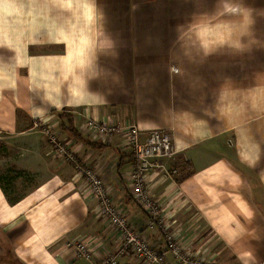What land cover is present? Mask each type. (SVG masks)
I'll return each mask as SVG.
<instances>
[{
    "label": "crops",
    "instance_id": "obj_1",
    "mask_svg": "<svg viewBox=\"0 0 264 264\" xmlns=\"http://www.w3.org/2000/svg\"><path fill=\"white\" fill-rule=\"evenodd\" d=\"M88 118L122 129L104 138ZM34 122L160 258L180 264L171 235L210 264H264V0H0V264H103L121 232ZM129 124L172 134L159 162L178 173L148 176L156 221L133 195Z\"/></svg>",
    "mask_w": 264,
    "mask_h": 264
},
{
    "label": "built area",
    "instance_id": "obj_2",
    "mask_svg": "<svg viewBox=\"0 0 264 264\" xmlns=\"http://www.w3.org/2000/svg\"><path fill=\"white\" fill-rule=\"evenodd\" d=\"M33 126L41 130L56 151L68 162L74 164L86 178L90 192L98 200L100 214L108 218L111 224L121 232L122 243L120 248L107 257L103 264H118L119 258L125 254L139 257L149 264H170L166 259L160 258L141 233L129 224L127 218L120 213L117 204L112 200L102 178L92 168L81 163L79 156L54 132L53 126H43L37 122H34ZM86 126L101 134L104 138L112 131L122 129L118 124L101 123L93 118H88ZM125 127L129 133L128 143L134 148L136 160L131 182L133 195L152 219L156 221L160 216V212L151 196L148 187V176L155 168H159L164 176H173L178 173L177 169H169L159 162L160 159L169 158L175 154L172 134L166 130H152L148 133L146 140L141 141L140 131L136 125L129 124ZM67 246H74L79 257L87 259L93 257V253L86 242L77 241L68 243ZM168 246L172 249L180 264H210L205 258L186 255L181 252L171 235L169 236Z\"/></svg>",
    "mask_w": 264,
    "mask_h": 264
},
{
    "label": "rangeland",
    "instance_id": "obj_3",
    "mask_svg": "<svg viewBox=\"0 0 264 264\" xmlns=\"http://www.w3.org/2000/svg\"><path fill=\"white\" fill-rule=\"evenodd\" d=\"M63 140V139H62ZM66 143V141H64Z\"/></svg>",
    "mask_w": 264,
    "mask_h": 264
}]
</instances>
